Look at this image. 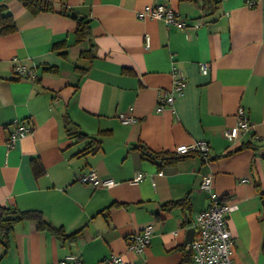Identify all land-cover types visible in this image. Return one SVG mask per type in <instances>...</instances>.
<instances>
[{
  "label": "crops",
  "instance_id": "obj_1",
  "mask_svg": "<svg viewBox=\"0 0 264 264\" xmlns=\"http://www.w3.org/2000/svg\"><path fill=\"white\" fill-rule=\"evenodd\" d=\"M47 1L57 12L32 15L19 0H0L17 27L0 33V206L41 211L53 226L80 234L75 243L63 242L22 222L9 247L0 244V264H57L70 254L81 264L112 254L126 264H182L186 233L210 203L200 190L202 174L213 176L224 204L238 205L228 217L234 263L264 264V0ZM158 3L189 27L137 18ZM63 7L89 22L87 40L76 42L79 19L59 14ZM199 19L203 24L193 28ZM87 51L93 59L82 57ZM203 63L210 65L206 75ZM20 64L35 68L36 79L15 75ZM174 72L186 81L184 93L157 112ZM239 107L251 131L226 139ZM120 114L135 121L123 124ZM65 119L73 132L100 141L93 152L84 154L90 141L71 137ZM16 122L31 132L7 149ZM198 140L211 148L207 162L191 154L164 164L145 159L140 148L173 153ZM92 171L116 185L78 182ZM137 173L144 178L133 184ZM184 199L188 207L162 209ZM148 225L154 226L150 245L141 255L129 252V238Z\"/></svg>",
  "mask_w": 264,
  "mask_h": 264
},
{
  "label": "built area",
  "instance_id": "obj_2",
  "mask_svg": "<svg viewBox=\"0 0 264 264\" xmlns=\"http://www.w3.org/2000/svg\"><path fill=\"white\" fill-rule=\"evenodd\" d=\"M249 6H254L255 2H248ZM138 19H153L162 21L167 27L184 30L189 27L188 22L178 12L164 4H154L146 6L143 10L136 13ZM203 24L201 19L196 20L193 28H198ZM202 74L209 72L210 65L208 63L200 64ZM14 73L18 77H25L35 80L37 77L35 68L25 65H16ZM186 81L177 72H174L172 88L165 90L160 96L157 105V112H162L166 107H173L177 98L184 93ZM119 120L123 124H131L135 118L131 115L126 116L120 114ZM237 123L233 128L227 129L224 136L229 140H237L241 135L251 131L246 110L239 107L236 112ZM30 128L16 122L12 132L9 134L7 149H10L15 142L27 136ZM211 148L204 140H198L192 144L178 145L174 152L176 155L199 154L202 159L207 162L211 159ZM144 178L143 173H137L133 179V184L139 183ZM78 182L91 186L94 189L112 188L116 185L113 180L100 179L95 172L80 174ZM200 190L208 193L209 206L199 212L194 220L191 228L194 229L192 241L187 244V252L191 255L192 264H235L232 259L233 249L235 247V238L228 225V217L231 213L238 209L236 204H224L221 197L213 188V176L211 174H202ZM154 234V226L148 225L143 230L131 236L127 244V249L136 255H141L150 245ZM57 264H81L78 255L70 254ZM98 264H126L124 256L121 254H112L108 258L103 259Z\"/></svg>",
  "mask_w": 264,
  "mask_h": 264
},
{
  "label": "trees",
  "instance_id": "obj_3",
  "mask_svg": "<svg viewBox=\"0 0 264 264\" xmlns=\"http://www.w3.org/2000/svg\"><path fill=\"white\" fill-rule=\"evenodd\" d=\"M23 6L31 12L32 15H38L40 13H50V12H57L56 8L54 6V3L47 0H19ZM5 9L3 6H0V33L3 36L9 35L14 33L17 30V27L15 25V21L10 14H4ZM59 14L70 17L74 11L68 7H63V9H60L58 11ZM90 25L89 22L86 21V19L83 17L82 20H78L77 27L75 30V40L76 42L80 43L85 40H87L90 36ZM65 47V42L59 43L53 46L55 50H60ZM64 55V54H61ZM82 57H85L86 59H93V55L91 51H87L82 54ZM49 70L52 72H56L57 70L52 68H45V71ZM67 126V131L69 132L71 137L76 138L77 140L85 141L89 140L87 147L84 149V154H88L90 152H93L95 149H93V146L99 145L100 141L97 139H93L87 134L81 133L79 131H75V128H68L71 124L68 119H65ZM140 147V146H139ZM248 147V144H244L234 151L229 152L228 154H232L234 152L241 151L243 149H246ZM142 154L145 159L154 161V160H160L164 164L169 163H176L180 161L181 159L186 158L189 155H183L179 156L175 153H158V152H152L149 149L141 146ZM82 152V153H83ZM189 201L179 200L175 202H170L162 206V209L165 210H171L176 207H188ZM34 222L36 224V227L39 231H48L53 236H55L57 239L63 241V242H69V243H75L77 240L78 235L80 232H75L71 234H67L65 230L62 227H56L50 224L45 220L43 217V214L41 211L38 210H26L22 211L14 207H3L0 206V244L4 245L5 248L9 247V241L10 236L13 232V229L16 225L22 223V222ZM182 264H192L191 255L189 253H185L184 260Z\"/></svg>",
  "mask_w": 264,
  "mask_h": 264
},
{
  "label": "water",
  "instance_id": "obj_4",
  "mask_svg": "<svg viewBox=\"0 0 264 264\" xmlns=\"http://www.w3.org/2000/svg\"><path fill=\"white\" fill-rule=\"evenodd\" d=\"M71 18L73 19H79V20H82L83 17L78 15L77 13H72L71 14ZM194 236V229L193 228H190L187 233H186V239H185V243L188 244L192 241V238Z\"/></svg>",
  "mask_w": 264,
  "mask_h": 264
}]
</instances>
